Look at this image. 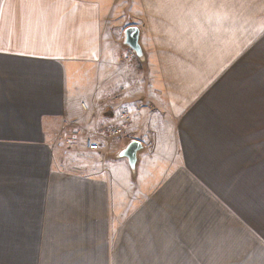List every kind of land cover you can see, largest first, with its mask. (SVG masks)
<instances>
[{
	"label": "crops",
	"instance_id": "crops-1",
	"mask_svg": "<svg viewBox=\"0 0 264 264\" xmlns=\"http://www.w3.org/2000/svg\"><path fill=\"white\" fill-rule=\"evenodd\" d=\"M0 264H264V0H0Z\"/></svg>",
	"mask_w": 264,
	"mask_h": 264
},
{
	"label": "built area",
	"instance_id": "built-area-1",
	"mask_svg": "<svg viewBox=\"0 0 264 264\" xmlns=\"http://www.w3.org/2000/svg\"><path fill=\"white\" fill-rule=\"evenodd\" d=\"M131 119L132 113L128 110H122L118 115V121L107 128L106 137L121 140L125 135L126 125L131 122ZM105 134L101 132L85 133L78 130L73 136L67 138V149L82 160L105 161L108 151Z\"/></svg>",
	"mask_w": 264,
	"mask_h": 264
},
{
	"label": "water",
	"instance_id": "water-1",
	"mask_svg": "<svg viewBox=\"0 0 264 264\" xmlns=\"http://www.w3.org/2000/svg\"><path fill=\"white\" fill-rule=\"evenodd\" d=\"M140 27L133 24L125 29L124 43L131 48L136 56L141 60H146V55L140 42ZM143 148L141 141L133 139L116 154V158H127L129 166L133 173H136V165L138 162V153Z\"/></svg>",
	"mask_w": 264,
	"mask_h": 264
},
{
	"label": "rangeland",
	"instance_id": "rangeland-1",
	"mask_svg": "<svg viewBox=\"0 0 264 264\" xmlns=\"http://www.w3.org/2000/svg\"><path fill=\"white\" fill-rule=\"evenodd\" d=\"M84 105V104H83ZM110 127V126H109ZM108 128V127H107ZM75 129V130H74ZM73 130V133L72 134H68L69 136L68 137H71V136H73V134L76 132V131H78V130H80V129H76V128H74ZM82 131V130H81ZM102 131V130H101ZM66 145V144H65ZM66 147H67V145H66ZM69 150V149H68ZM70 151V150H69ZM75 155V154H74ZM76 156V155H75ZM77 157V156H76ZM78 158V157H77ZM79 159V158H78ZM89 161V160H88Z\"/></svg>",
	"mask_w": 264,
	"mask_h": 264
}]
</instances>
